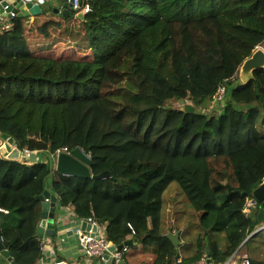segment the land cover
I'll use <instances>...</instances> for the list:
<instances>
[{
  "label": "trees",
  "instance_id": "1",
  "mask_svg": "<svg viewBox=\"0 0 264 264\" xmlns=\"http://www.w3.org/2000/svg\"><path fill=\"white\" fill-rule=\"evenodd\" d=\"M87 4L75 19L90 60L34 55L23 17L0 30V131L39 153L36 163L0 157L5 248L17 264H40L38 197L47 185L80 219L107 224L116 244H154L142 264L205 254L223 264L244 242L251 264H264L256 239L264 229L247 239L261 222L244 211L264 184V67L240 83L242 64L264 43V0ZM79 11L70 6L69 17ZM51 23L60 24H43L47 37ZM222 84L224 101L210 107ZM64 147H81L93 175L111 176L62 175L49 154ZM172 226L182 229V254L167 236Z\"/></svg>",
  "mask_w": 264,
  "mask_h": 264
},
{
  "label": "water",
  "instance_id": "2",
  "mask_svg": "<svg viewBox=\"0 0 264 264\" xmlns=\"http://www.w3.org/2000/svg\"><path fill=\"white\" fill-rule=\"evenodd\" d=\"M46 1L50 0H0V14L3 13L4 16L10 17V11L13 10L17 12L19 17H29L30 15L36 16L41 15L45 12H62L66 17L70 16V9L66 7L65 9H54L53 4L48 5V9L43 8V4H46ZM54 2V1H52ZM9 6L7 9H4L5 6ZM55 10V11H54ZM77 17L82 19L83 13L79 12ZM264 67V50L257 49L253 54L247 58L241 66L240 76L241 82H247L252 77V72L257 68ZM184 103L183 101H181ZM189 111H194V107L187 106ZM225 113V110L222 111V114ZM15 145V146H14ZM14 147V148H13ZM6 153L5 156L10 160H27L30 163H36L38 161L39 153L33 152L28 156L25 153H21V150L16 144V141L10 135L0 131V157ZM51 167L55 168L56 171L62 175L70 177H79V178H93V179H102L111 176V172L104 171L99 175H93L91 172L92 158L81 148L76 147L71 150L69 153L61 152L56 158L50 156ZM248 195L247 192L244 193ZM254 198L252 202L254 204L250 208V217L251 219H257L260 222H264V184L257 187L253 192ZM39 200L42 205V218L40 220L39 226L36 231L37 237L44 239L45 236L54 237L57 234L59 226V207L60 201L58 196L52 192L47 185H45L44 192L39 195ZM5 211L0 209V228L3 225ZM92 227L93 231H96L97 226L92 225L86 221L82 222L83 229H90ZM167 236L178 245L179 236L176 234H167ZM136 244L132 239L125 241L123 245L133 246ZM122 244H119L117 247H111L110 251L115 252L123 248ZM48 248L51 250V246L48 245ZM207 253L210 249L207 247ZM0 254L8 260V264H17L10 254V251L5 248V245L1 241L0 235ZM210 256V255H209ZM107 259L105 264H126L125 260L116 262L115 259L111 256L110 252L105 255ZM51 251L46 253V256L43 258L45 264H64L61 257L55 258V263H52Z\"/></svg>",
  "mask_w": 264,
  "mask_h": 264
},
{
  "label": "crops",
  "instance_id": "3",
  "mask_svg": "<svg viewBox=\"0 0 264 264\" xmlns=\"http://www.w3.org/2000/svg\"><path fill=\"white\" fill-rule=\"evenodd\" d=\"M51 4H53L54 9H60V10L68 7V4L71 6L70 0H50V1H46V4H43V8L47 10L48 5H51ZM62 15H63L62 12L56 13V12H51L47 10V12L41 15H36V16L30 15L29 17H23L25 21V26H26L25 36L30 45L31 51L34 55L55 56L54 52L52 53V51H50L52 48V45H54L55 41H57V39H54L55 33H57L58 35L59 34L62 35V33H64L66 35L69 29L72 32H74L80 26L79 21L77 19H73L72 22H68L67 20H65L67 17L65 18V16L64 15L62 16ZM6 20H7L6 16H4L3 13H1L0 14V25L2 24V22H5ZM55 21L60 22V24L53 25L51 23L52 25H50V27L48 28L49 29L48 31L50 32V36L48 37L45 36L41 32L42 31L41 26L45 23H48V22L50 23V22H55ZM52 41L54 43H51ZM58 42H62V41H60L59 39ZM39 49L45 50V51H38ZM62 56H64V54ZM49 189L52 191L50 187ZM58 219H59V226H58L57 234L54 237L45 236L44 239H41L42 244H43V247H42L43 257L39 263L45 264L43 262V258L46 256L47 252L51 251V257L53 259L52 263H55L56 257H61L63 261L67 262V264H94L93 261L86 262L84 260L83 249L77 240V236L75 232L73 231L78 227L82 228V222L85 221V219L81 220L77 215H75L72 212V210L69 207H66V206H60V210L58 213ZM252 233L248 236L247 239H249L251 236H254L255 233L253 234ZM167 234H172V235L176 234L177 236H179L178 245H176L175 242L173 243L174 245H176V247L178 248L180 247L179 252L180 254H182L181 247L185 243L184 238L182 237V229L177 228L176 226H172L171 230ZM48 245L51 246V250L48 248ZM135 245L136 244H134V246ZM153 246L155 245L152 244L150 247H147L141 250L145 254V256L143 254V257H145V259L142 261L148 260L152 257L151 248ZM129 251H131L130 247H129ZM236 253L237 255L234 258L232 264H239L242 259L241 258L242 255L249 254L248 245H246L245 242L242 243V245L239 247ZM125 258L127 260V261L125 260L126 264H142V261L141 263L134 262L132 259H130L129 255H126Z\"/></svg>",
  "mask_w": 264,
  "mask_h": 264
},
{
  "label": "built area",
  "instance_id": "4",
  "mask_svg": "<svg viewBox=\"0 0 264 264\" xmlns=\"http://www.w3.org/2000/svg\"><path fill=\"white\" fill-rule=\"evenodd\" d=\"M70 3L73 9L75 10L80 9L79 12H82L83 14L90 11V6L88 4L84 6L83 0H70ZM8 7L9 6L7 5L4 7V9H7ZM9 13H10V17L6 16L7 20L5 22H2V24L0 25V30L10 29L12 27L11 20L17 16V12L11 10ZM257 49L264 50V43L257 45L255 50ZM226 93H227L226 84L220 85L214 96V101L211 103L210 107H214L218 102L224 101ZM22 152L25 153L27 156L31 153V151L28 149H24L22 150ZM60 152H69V149L67 147H64L63 149L58 150L56 154H59ZM252 200H253L252 198L248 199V202L245 205L244 211L246 215H250V208L254 204ZM254 206L256 207L257 205L254 204ZM85 221L92 225H96L97 229L96 231H93L92 227L90 229H82L81 227H78L75 230H73L77 236V240L79 244L83 249L84 260L86 262H89V261H93L92 260L93 257H96L98 259L96 261L97 264H105L107 261V259H105V255L109 252L116 262L123 260L124 255L129 251V246L123 245L124 244L123 242L121 243L123 245V248L121 250L111 252L110 248L113 246L117 247L119 244H116L113 240H109L108 238H106L105 229L107 227V224H101L92 217L88 218L87 220L85 219ZM236 255L237 253L235 252L232 255V257H230V259H228L223 264H232ZM241 258L242 259L239 264H251L248 254H243ZM63 262L64 264H67L66 261ZM191 264H212V263L209 261V257L205 254L199 261Z\"/></svg>",
  "mask_w": 264,
  "mask_h": 264
},
{
  "label": "rangeland",
  "instance_id": "5",
  "mask_svg": "<svg viewBox=\"0 0 264 264\" xmlns=\"http://www.w3.org/2000/svg\"><path fill=\"white\" fill-rule=\"evenodd\" d=\"M68 7L70 9V5L69 4H68ZM73 13H74V11H73ZM73 15L74 16L71 15V17H69V18L65 17L66 18L65 20H67L68 22H72L73 19H75V17H77V13L73 14ZM79 25H78L79 27L77 26L78 27L77 30H75L76 32L75 31L72 32L69 29V31L66 33V35L64 33H62V35H60V34L58 35L57 33H55L54 39H57V41H55V44L52 45V48H51L50 51H52V53L54 52L56 57H60V56H62L64 54V56L71 55L73 58L86 57L88 60L93 58L94 52L88 46L89 44H88V42L86 40L85 28L83 27V25L81 23H79ZM59 39L62 42H58ZM51 43H54V42L52 41ZM38 51H45V50H40L39 49ZM3 155L6 156L7 154L3 153ZM41 157L43 158L44 154H41ZM263 223L264 222H261L260 226L255 231H253V233L256 234V232L264 229V226H262ZM256 239L264 240V231L259 233L257 235ZM151 245L152 244H148L147 247H150ZM130 248H131V251L127 252L126 255H129L130 259H132L134 262L141 263V261L145 259V257H143L144 253L141 251V250H143L145 248V245L143 243H136L135 246L134 245L130 246ZM144 256H145V254H144ZM207 256L209 257V254ZM92 260H93L94 264L95 263L97 264L96 261L98 259L96 257H93ZM128 261H130V260H128Z\"/></svg>",
  "mask_w": 264,
  "mask_h": 264
},
{
  "label": "clouds",
  "instance_id": "6",
  "mask_svg": "<svg viewBox=\"0 0 264 264\" xmlns=\"http://www.w3.org/2000/svg\"><path fill=\"white\" fill-rule=\"evenodd\" d=\"M84 15V14H83ZM18 146V145H17ZM19 147V146H18ZM19 149L21 150V153H23L22 152V150H24V149H21L20 147H19ZM29 150V149H28ZM60 150V149H59ZM31 151V150H30ZM33 152H36V151H31V153H33ZM69 152H70V150H69ZM69 152H66V153H69ZM30 153V154H31ZM61 153V152H60ZM59 153V154H60ZM59 154H56V153H51V154H49V157L51 156V157H53V158H56ZM88 154V153H87ZM89 155V154H88ZM3 156V155H2ZM90 156V155H89ZM27 161V160H26ZM28 162V161H27ZM30 163V162H29ZM253 199V198H252ZM61 206V205H60ZM3 210V209H2ZM59 210H60V207H59ZM6 213V212H5ZM262 226H264V223H263V225Z\"/></svg>",
  "mask_w": 264,
  "mask_h": 264
}]
</instances>
